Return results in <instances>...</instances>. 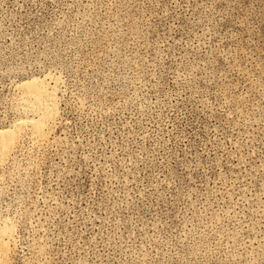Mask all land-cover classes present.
<instances>
[{"label": "rangeland", "instance_id": "374dc122", "mask_svg": "<svg viewBox=\"0 0 264 264\" xmlns=\"http://www.w3.org/2000/svg\"><path fill=\"white\" fill-rule=\"evenodd\" d=\"M1 132L0 264H264V0H0Z\"/></svg>", "mask_w": 264, "mask_h": 264}, {"label": "bare ground", "instance_id": "6f19581e", "mask_svg": "<svg viewBox=\"0 0 264 264\" xmlns=\"http://www.w3.org/2000/svg\"><path fill=\"white\" fill-rule=\"evenodd\" d=\"M23 93H24V100H25V105H26L25 107L27 108L26 110H28L31 107H34V106L36 107L37 105L41 104L46 107V113L44 117L49 118V113L54 112L55 107H56V98H55L54 91L50 92L48 88H45L42 84L36 83L34 81L31 83H26L24 85ZM39 112L40 110L37 111V113ZM43 119L44 118H42V121L40 120V122L38 123V128H37L38 130L36 134L39 136L42 135V133L40 132L43 130V126L46 124V122H44ZM11 140L7 139L6 134L4 132L0 133V152L3 155L4 159L10 156L11 151L14 148L13 145L16 142V140L15 142Z\"/></svg>", "mask_w": 264, "mask_h": 264}]
</instances>
